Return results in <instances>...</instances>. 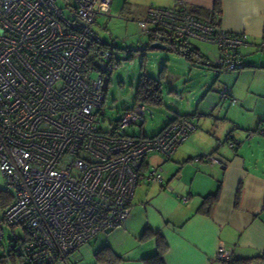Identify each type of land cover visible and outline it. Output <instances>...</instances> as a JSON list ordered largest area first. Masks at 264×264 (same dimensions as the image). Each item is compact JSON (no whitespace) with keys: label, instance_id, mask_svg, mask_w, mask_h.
Returning a JSON list of instances; mask_svg holds the SVG:
<instances>
[{"label":"built area","instance_id":"built-area-1","mask_svg":"<svg viewBox=\"0 0 264 264\" xmlns=\"http://www.w3.org/2000/svg\"><path fill=\"white\" fill-rule=\"evenodd\" d=\"M112 3L0 0V174L3 191L13 193L2 221L25 232L10 245L20 264L65 263L97 235L122 225L136 187L161 184V170H144L145 159L159 154L170 160L195 129L178 116L154 136L128 135L145 123L149 110L140 103L122 110L110 129L99 127L103 80L117 70L120 56L93 26L99 17L118 16ZM137 27L142 36L157 29L180 42L216 46L219 72L242 67L238 51L245 37L201 22L182 3L175 10L150 6ZM259 48L264 51V43ZM197 160L221 165L210 155ZM216 259L228 264L232 253L220 247Z\"/></svg>","mask_w":264,"mask_h":264},{"label":"crops","instance_id":"crops-1","mask_svg":"<svg viewBox=\"0 0 264 264\" xmlns=\"http://www.w3.org/2000/svg\"><path fill=\"white\" fill-rule=\"evenodd\" d=\"M214 2L113 0L111 8L118 16L106 18L137 23L150 6L175 10L178 3L194 16L195 11L211 12ZM220 6L218 26L246 40L238 51L242 67L236 71L219 72L220 53L211 44L188 41L202 57L192 64L167 45L162 44L164 50L151 49L152 43L160 42L151 43L150 34L136 52L118 50L115 41L104 42L97 35L104 45L115 44L118 64L133 52L145 53L144 58L150 52L167 54L166 73L172 64L178 65L190 83L178 93L187 94L188 101L153 135L178 116L190 119L195 129L170 160L159 154L145 159L144 170H161V184L136 187L122 225L97 235L65 263L56 264H226L216 259L220 247L231 251L233 261L264 255V51L259 48L264 43V0H220ZM230 143H236L235 148ZM204 155L221 165L197 160ZM215 195L216 202L206 206L205 199ZM158 239L164 250L154 262Z\"/></svg>","mask_w":264,"mask_h":264},{"label":"rangeland","instance_id":"rangeland-1","mask_svg":"<svg viewBox=\"0 0 264 264\" xmlns=\"http://www.w3.org/2000/svg\"><path fill=\"white\" fill-rule=\"evenodd\" d=\"M94 30L100 39L104 42H116L118 50L130 48L132 51H141L144 44L147 42L145 36L140 34L137 23L133 19L129 21L120 19H112L99 17L94 26ZM142 44V45H141ZM126 51V50H125ZM128 55V53H127ZM130 57H121L118 68L109 78H104L102 89L106 94V100L102 107L101 120L103 121L99 127L103 130L110 129L111 126L119 120L122 110L129 109L135 103L136 87L142 75L143 65L146 68V75L153 79L162 81V102L163 105L158 108H150V112L145 116V123L140 129H129L126 131L128 135L139 136L143 133L144 136H152L167 120L173 116V113L179 111L178 108L186 106L188 97L187 94L178 95L183 89V86L190 85L187 78H183V71L178 65H171L174 70V76L167 74L164 69L165 55L164 52H137L130 53ZM189 73V72H188ZM98 72H92V79H97ZM162 76L164 78L162 79ZM179 77V78H176ZM3 178L0 174V230L3 239L0 242V264H20L10 252L11 242L16 239L25 238V232L19 227H10L3 220V212L10 206L13 193L3 192Z\"/></svg>","mask_w":264,"mask_h":264},{"label":"trees","instance_id":"trees-1","mask_svg":"<svg viewBox=\"0 0 264 264\" xmlns=\"http://www.w3.org/2000/svg\"><path fill=\"white\" fill-rule=\"evenodd\" d=\"M220 0H215L214 7L211 12H203V11H195L192 12L193 15L203 21L204 23L218 26V24L215 22L216 17L220 15L221 8H220ZM149 41L156 42L159 41L161 44L167 45L169 47V50L177 55L183 56L188 62L195 63L199 61V58L201 59V55L195 49L192 47L187 41L180 42L178 41L174 35L168 31L164 30H154L149 35ZM197 58V60H196ZM142 75L139 79V82L136 87V93H135V103H140L145 105L146 107L150 108H158L163 105L162 102V81L160 79H153L146 75L145 72V66L142 67ZM164 76H162V79ZM154 136V135H153ZM5 193V192H4ZM3 196L0 194V197ZM217 195L208 197L205 199V205L210 206L212 203L216 202ZM1 201V199H0ZM12 203V202H11ZM207 212V210L205 211ZM148 233L147 231L143 235L142 238L147 237ZM161 240L158 239V247L159 251L158 253L152 258L154 262L160 261V253L163 252L164 249L161 247ZM253 262H260L264 263V255H260L256 258L252 259H241L237 261H231L228 264H252Z\"/></svg>","mask_w":264,"mask_h":264},{"label":"water","instance_id":"water-1","mask_svg":"<svg viewBox=\"0 0 264 264\" xmlns=\"http://www.w3.org/2000/svg\"><path fill=\"white\" fill-rule=\"evenodd\" d=\"M150 48L153 49V50H159V49L164 50L166 48V46H164V45H162L160 43H152L150 45Z\"/></svg>","mask_w":264,"mask_h":264}]
</instances>
